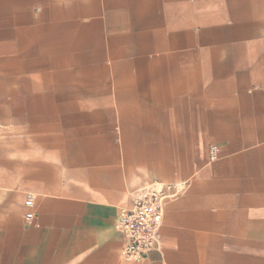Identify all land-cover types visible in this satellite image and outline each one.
I'll return each instance as SVG.
<instances>
[{
	"label": "crops",
	"instance_id": "obj_1",
	"mask_svg": "<svg viewBox=\"0 0 264 264\" xmlns=\"http://www.w3.org/2000/svg\"><path fill=\"white\" fill-rule=\"evenodd\" d=\"M0 264H264V0H0Z\"/></svg>",
	"mask_w": 264,
	"mask_h": 264
},
{
	"label": "built area",
	"instance_id": "obj_2",
	"mask_svg": "<svg viewBox=\"0 0 264 264\" xmlns=\"http://www.w3.org/2000/svg\"><path fill=\"white\" fill-rule=\"evenodd\" d=\"M218 150V145L210 147L212 159L217 157ZM175 194L176 191H168L164 185L152 184L139 191L131 208L120 211L116 227L125 237L122 254L127 261H139L158 248L164 203ZM26 204L33 205V197H29ZM33 218V214L27 217L29 222Z\"/></svg>",
	"mask_w": 264,
	"mask_h": 264
}]
</instances>
